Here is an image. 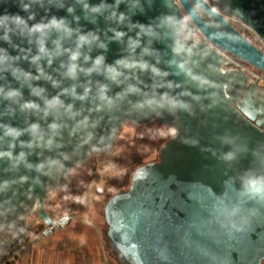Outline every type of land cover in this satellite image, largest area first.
<instances>
[{
    "label": "water",
    "instance_id": "1",
    "mask_svg": "<svg viewBox=\"0 0 264 264\" xmlns=\"http://www.w3.org/2000/svg\"><path fill=\"white\" fill-rule=\"evenodd\" d=\"M88 2L95 6L102 0ZM106 2L114 4L115 0ZM128 2L132 11L137 2L145 9L143 14L133 17V22L151 27L141 32L138 26L125 21L128 27L121 26L122 30H128L140 40L137 57L148 48L151 54L144 59L165 73L154 76L150 71L137 70L136 79L131 83L138 81L148 94L167 92L187 102L195 115L181 111L173 116L161 109L136 110L132 103L140 97L135 94L118 102V107L112 111L96 112L91 99L80 101L65 94L61 99L66 104H74L75 111L83 110L82 115L72 119L61 110L59 119L55 116L42 119V114L21 112L19 105H13L16 114L11 117L4 115L9 102L0 97V123L26 129L38 121L47 133L45 139L54 135L49 124L62 125L51 149L22 148L20 141L33 139L25 132L16 141L13 151L16 156L22 151L27 153L26 159H0V262L7 260L29 235L30 219L36 208L39 207L40 217L49 219L45 202L51 200L54 192L70 186L75 168L92 156L109 153L125 124L142 126L157 121L175 130V135L162 145L158 160L136 168L130 186L112 195L104 208L106 241L118 264H208L199 255L198 246L212 250L217 256L214 264H263L264 202L241 196L240 176L248 168L264 171L253 161L251 154V150L261 144L257 156L264 159V83L252 79L242 67L248 65L264 76V47L255 44L243 32L264 44V0ZM22 3L28 4L31 0H0V18L19 14L27 19L34 12L36 19L28 21L31 26L47 22L53 15L66 17L72 27L79 26L84 33L101 30L102 40L112 35L108 32L104 36L103 32L116 26L106 22L102 15L98 16L97 24L91 23L85 19L83 5L77 0H63V9L44 0V8L33 4L27 12L22 11ZM55 3L60 4L61 0H55ZM69 6L75 7L74 14L67 12ZM120 10H127L124 4L120 5ZM74 16L80 17L79 25ZM12 41L10 45L0 40V48L21 57L16 67L39 75L37 66L31 62V56L37 54L36 46L19 35H13ZM126 44L127 37L122 44L109 43L107 52L93 46L90 55L94 60L103 54L106 62L111 64L127 55ZM48 46L53 47L51 41ZM65 46H70V42ZM25 55L28 59H24ZM225 55L233 57L241 66ZM66 60V56L60 57L51 67L46 60L41 61L45 72L61 81L59 88L44 78L33 80L32 87L45 89L48 99L65 88L70 89L73 84L77 85V92L83 94L81 85L89 81L93 96L98 90L97 81L110 84L109 95L113 97L127 87L126 84H112L96 74L91 77L81 74L77 81L67 79L61 75L65 70L60 68L61 62ZM80 63L91 67V63L84 64L83 60ZM6 75L7 80L0 79V86L8 83L20 89L21 103L34 100L44 107V100L32 95L27 83L22 85L10 72ZM169 84L174 87H168ZM85 116L89 117L88 126L78 129V122ZM3 136L4 131L0 129V137ZM224 136L235 140L225 144L218 139ZM195 140L198 143L192 145ZM9 142V138L0 140V151L9 150ZM245 146L250 150L247 153L243 152ZM233 149L238 152L235 161L228 163L219 158L221 153ZM41 163L44 167L38 170L36 166ZM221 198L229 205L240 204L245 214L253 211L243 232L229 234L217 221L216 206Z\"/></svg>",
    "mask_w": 264,
    "mask_h": 264
},
{
    "label": "clouds",
    "instance_id": "2",
    "mask_svg": "<svg viewBox=\"0 0 264 264\" xmlns=\"http://www.w3.org/2000/svg\"><path fill=\"white\" fill-rule=\"evenodd\" d=\"M78 3L83 5L85 11V19L89 20L93 24L98 23V16H104L106 22L110 25H116L115 27L110 26L107 32H103L104 36L107 33H112L107 40L101 39V30L88 31L84 33L82 28L72 27L71 22L67 20L66 17L58 18L53 15L47 22H37L29 26V20H35V13H31L27 19L23 16L16 14L12 17L5 16L0 18V30L3 31V35L0 36V40L13 44V35H19L25 37L29 44H34L37 48V54L31 56L32 64L37 66L39 75H33L31 72L24 71L23 69L16 67V63L20 60V56H12L8 54L7 50L0 48V79L7 80V73L11 75L18 81H21L22 85L27 83L32 89V95L39 96L44 100V107H41L39 103L34 100L25 101L21 103L23 99L22 91L18 88L11 87L10 84L6 83L4 86H0V97L4 101H8V105L4 112L5 116L14 117L16 114V109L13 105H19L21 112H34L38 116L42 114V119H46L49 116H55L57 119L63 114L68 115L70 118L75 119L77 116L83 114V110L77 112L74 110V104H66L61 96L68 94L74 99L80 101L92 100L95 107L93 111L102 112L105 109L112 111L114 108L118 107V102H123L130 94H135L140 99L132 106L136 110L151 109L156 111L157 109L168 111L169 114L176 116L178 112L184 111L189 114L195 115V111L191 110L189 104L183 100H178L175 97L170 96L169 93L165 92L162 94H148L145 93L139 86V82L131 83L132 80L136 79L135 73L137 70L142 72H151L154 76L165 75L161 69L152 65L145 56L151 54L148 48H144L139 58L137 57L136 50L141 47V42L136 37L129 34V31L122 30L121 26L128 27L125 21H128L132 25H136L140 28L141 32H144L145 28L151 26H145L139 22H133V17L137 14H143L145 9L143 4L137 2L135 3V11L131 10L128 0H115L114 4H109L106 0H102L101 3L92 6L88 0H77ZM39 5L41 8L45 7L44 0H31V3L21 4L22 11H30L32 5ZM49 5H55L58 9H63L65 7L63 0L60 4H56L55 0H49ZM124 4L126 11L120 10V5ZM67 12L69 14L75 13V7H67ZM215 11V9H213ZM74 19L79 25V16H74ZM15 27H12V25ZM149 34V33H145ZM139 33H137V36ZM127 37V44L125 52L127 55L122 58L117 59L114 63H107L106 56L101 54L95 57L93 60L90 52L92 47L95 46L102 49L104 52L108 51L109 43L118 42L122 44ZM51 41L53 45L49 48L48 43ZM66 42H70V46L66 47ZM15 47V45H13ZM87 48V51L85 49ZM29 54L31 49L28 50ZM67 57L66 61H62L60 68L65 71L61 72V75L67 79L77 81L81 74L91 77L93 74L102 75L112 84L117 86L127 85V87L116 93L115 97L110 96L111 91L110 84L102 83L97 81V92L93 96V88L91 87V81L88 84L81 85L84 89L83 94L77 92V85L69 88L63 89L59 94L48 99L45 96V89L32 87L31 82L33 80H40L44 78L51 81L53 87L59 88L61 86V81L55 79L52 75L45 72L44 67L41 65L42 60H46L49 67H51L54 62L60 57ZM24 59H28L25 55ZM83 60L84 64L91 63V67H84L81 65L80 61ZM183 67V65H181ZM168 87H174L169 84ZM99 101L97 104L96 101ZM176 110V111H172ZM162 114V113H161ZM89 124V117L85 116L83 120L79 121L77 128L87 127ZM95 126V125H93ZM62 125L59 123L49 124V128L54 134L51 138L45 139L47 133L42 128L41 124L37 121L31 123L28 128L20 129L14 127L11 124L0 123V129H3L4 136L0 137V140L9 138L10 142L8 144V149L6 151H0V159L8 157L9 160L18 159L24 161L27 157V153L20 152L18 156L14 155V149L16 147V141L25 134L29 133L32 136V140L29 142L20 141V146L27 148L36 147H51L55 143V135L59 134ZM175 135V130L172 133ZM225 144H232L235 140L234 138L224 136L218 137ZM198 143L195 140L192 145ZM261 150V144L251 150L253 156V161L259 165L260 169H264V159L257 156V153ZM250 151L247 146H245L243 152L247 153ZM237 151L235 149L221 153L219 158L225 162L231 163L237 159ZM52 163H55L53 161ZM44 167L41 163L36 166L39 170ZM241 181V196L247 197L258 202H264V171L258 169L248 168L240 176ZM217 221L221 224L223 228L227 230L229 234L243 232L246 225L250 221V215L254 214L253 211L249 214H245L244 208L240 204H226L224 199L218 200L216 206ZM223 219H220V218ZM214 234V233H212ZM197 251L199 255L204 258L208 264H214L217 256L212 252V250L198 246Z\"/></svg>",
    "mask_w": 264,
    "mask_h": 264
},
{
    "label": "rangeland",
    "instance_id": "3",
    "mask_svg": "<svg viewBox=\"0 0 264 264\" xmlns=\"http://www.w3.org/2000/svg\"><path fill=\"white\" fill-rule=\"evenodd\" d=\"M248 37L252 39L255 44H261L264 47L263 43L255 40L251 35L248 34ZM155 126H157V128L139 127L131 123L125 124L112 150L105 155H101V157L92 156L84 165L75 168L70 187L65 191L54 192L51 197V202H47L48 204L45 206V211L51 215L54 220L70 216L72 217L71 222L74 219L73 224H78L79 222L77 221H81L80 219L87 223L90 221L98 222L101 230L100 237L87 236L85 233H90L91 231H84L85 227L82 228V236H84L87 242L91 243L93 247H103L102 252L103 250L105 251L103 252V257L106 260V264H118V262L106 241V224L104 220L105 205L117 191L126 189L130 186L132 175L136 168L146 163L157 161L162 145L166 142L168 137L172 135L173 131L171 132L166 129L164 125L156 124ZM59 200L61 201L58 205L57 202ZM77 202H79L81 206V213L76 214L75 218L72 213H67V208ZM38 211L39 210H37L30 219L32 228L29 236L33 238L29 240L34 246L35 244L37 245L35 242L38 239L37 242H41V244L52 243L60 234L56 233L54 236L39 238L40 235L38 236V233L43 227V222L40 219V212ZM72 226L70 228H72ZM76 226H74V228ZM87 228L91 229V227ZM73 230L74 229L71 231ZM83 243L84 239L80 235H77L75 240H70L68 243L64 240L61 242L62 245L66 244V247L71 250V253H69L71 255L74 254L73 245L78 250L80 246H87V244L83 245ZM35 248L37 247L35 246ZM30 251L24 253L18 251L16 253L13 251L11 256H15L9 260H5L3 263L11 264ZM24 260H26V257H23V261ZM69 262L70 260H67L65 264H69ZM3 263L0 262V264Z\"/></svg>",
    "mask_w": 264,
    "mask_h": 264
},
{
    "label": "crops",
    "instance_id": "4",
    "mask_svg": "<svg viewBox=\"0 0 264 264\" xmlns=\"http://www.w3.org/2000/svg\"><path fill=\"white\" fill-rule=\"evenodd\" d=\"M61 201V200H60ZM58 202V205L60 203ZM57 209V208H56ZM81 213L75 212L72 213L73 216L76 214ZM51 217V215H49ZM52 218V217H51ZM76 218V216H75ZM81 221L78 224H73V221L63 230H61L58 237L55 238V241L48 244H41V242H36L37 245L32 246L31 251L28 254H24L19 259L13 261L11 264H65L67 260H70L69 264H106V260L103 257V250L102 252V246H96L93 247L91 243H88L85 239L82 232V228H84V231L90 233H85L87 236L90 237H100V225L98 222L90 221L89 223L85 222L84 220L80 219ZM73 225V226H72ZM79 225V226H76ZM72 226V228H70ZM74 226H76L74 228ZM87 227H91V229H88ZM74 229L73 231H71ZM93 229V230H92ZM55 235V234H54ZM53 235V236H54ZM77 235H80L84 239L83 245H86V247L78 246V250L73 245L74 254L71 255V250L66 247L65 245H62L61 242L64 241H70L75 240V237ZM81 241V240H80ZM23 257H26V260L23 261ZM7 264V263H3ZM110 264V263H108Z\"/></svg>",
    "mask_w": 264,
    "mask_h": 264
},
{
    "label": "built area",
    "instance_id": "5",
    "mask_svg": "<svg viewBox=\"0 0 264 264\" xmlns=\"http://www.w3.org/2000/svg\"><path fill=\"white\" fill-rule=\"evenodd\" d=\"M240 22H243L245 23L244 21H240ZM197 38V35L195 36ZM230 61L234 62L235 64L237 65H240L241 64L236 61L233 57L229 56V55H225ZM242 67H245L246 71L250 74L251 78L252 79H258L260 80L262 83H264V76L263 74H261L259 71L256 72L254 70V68L248 66V65H242ZM39 210V207L36 208V211ZM36 211L34 213H36ZM40 212V210H39ZM40 219L42 220L43 222V227L41 229V231L38 233V236L40 235L39 238H42V237H50L58 232H60L62 229H64L67 225H69V223L71 222L72 220V217H66V218H61V219H58V220H54L52 219L50 216H49V219H44L42 217H40ZM37 236V237H38ZM30 238H33L31 236H27L25 239H23L14 249V251L17 253L20 252V253H24V252H28L32 249V246H34V244L29 240ZM39 240V239H38ZM37 240V241H38ZM36 241V242H37ZM35 242V243H36Z\"/></svg>",
    "mask_w": 264,
    "mask_h": 264
},
{
    "label": "trees",
    "instance_id": "6",
    "mask_svg": "<svg viewBox=\"0 0 264 264\" xmlns=\"http://www.w3.org/2000/svg\"><path fill=\"white\" fill-rule=\"evenodd\" d=\"M239 29H241L242 30V28L241 27H239ZM247 36H248V32H246V31H243ZM250 35V34H249ZM162 125V124H160L159 122H157V121H153V122H151V123H149V124H146V125H142V126H139V127H153V128H157V126H155V125ZM165 128L166 129H168V130H170L171 132H172V130L170 129V128H168V127H166L165 126ZM171 136H169L168 137V139L170 138ZM167 139V140H168ZM166 140V141H167ZM96 156H100L101 157V155H96ZM159 157V156H158ZM158 160V159H157ZM81 210V206H80V204L79 203H74L72 206H70V207H68L67 208V213H75V212H79Z\"/></svg>",
    "mask_w": 264,
    "mask_h": 264
},
{
    "label": "flooded vegetation",
    "instance_id": "7",
    "mask_svg": "<svg viewBox=\"0 0 264 264\" xmlns=\"http://www.w3.org/2000/svg\"><path fill=\"white\" fill-rule=\"evenodd\" d=\"M84 164H85V163H84ZM84 164H83V165H84ZM71 180H72V179H71ZM71 182H72V181H71ZM70 185H71V183H70ZM69 187H70V186H69ZM69 187H68V188H69ZM68 188H67V189H68ZM64 191H65V190H64ZM60 192H61V191H60ZM59 201H60V200H59ZM59 201H58V202H59ZM50 202H51V200H50L48 203H50ZM58 202H57V203H58ZM48 203H47V202H45V206H46ZM77 203H79V202H77ZM59 204H60V203H59ZM45 209H46V208H45ZM38 212H39V211H38ZM14 256H15V255H13V256H10V257H9L7 260H9V259L13 258Z\"/></svg>",
    "mask_w": 264,
    "mask_h": 264
}]
</instances>
